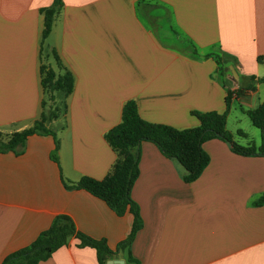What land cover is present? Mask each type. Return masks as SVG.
Returning <instances> with one entry per match:
<instances>
[{"label": "crops", "instance_id": "obj_1", "mask_svg": "<svg viewBox=\"0 0 264 264\" xmlns=\"http://www.w3.org/2000/svg\"><path fill=\"white\" fill-rule=\"evenodd\" d=\"M53 2L0 0V132H21L39 119L45 44L74 78L55 130L58 162L49 135L28 137L17 153L0 152V264L61 215L113 250L129 235L131 214L119 216L66 186L111 171L117 154L105 134L121 122L127 101L148 122L192 128L199 125L192 112H223L228 91L264 77V0H62L43 42L40 10ZM233 101L248 116L264 101V83ZM230 132L239 145L261 144V133L255 140L238 127ZM203 149L210 162L186 183L179 164L141 144L131 190L142 219L131 244L139 264H264V204H255L264 194V157L234 153L216 138ZM38 264L99 261L72 237Z\"/></svg>", "mask_w": 264, "mask_h": 264}, {"label": "trees", "instance_id": "obj_2", "mask_svg": "<svg viewBox=\"0 0 264 264\" xmlns=\"http://www.w3.org/2000/svg\"><path fill=\"white\" fill-rule=\"evenodd\" d=\"M61 7L62 0H54L51 6L40 10L44 16L43 42L49 36ZM53 57L59 72L51 66H41V87L43 94L45 92L49 94L51 100L59 101L57 107L47 117L41 110V119L36 120L30 129L10 135L0 132V152L17 153L25 146L28 137L35 134L49 135L55 140L52 158L58 162L59 142L55 129L50 128L48 124L65 118L66 100L73 92L74 78L70 71L63 68L56 52H53ZM249 80V84L245 87L234 92L228 91L225 111L192 112V115L199 120V125L192 128L177 129L165 124L148 122L141 117L135 101L130 100L125 103L121 122L105 134V139L117 154V160L111 171L102 180L83 177L77 183L66 185L69 189L85 190L101 199L119 216L127 213L133 216L129 235L114 250L108 246L106 240H97L83 234L70 217L61 215L56 217L50 228L30 246L9 254L1 264H38L50 258L72 237L80 241V246L94 248L99 264H107L109 260L115 258L123 259L125 264H139L138 260L131 255V244L142 227V219L138 205L131 197V190L139 176L141 144L153 143L165 157L179 164L182 168V178L186 183L197 180L209 164L210 157L203 149V144L210 139L216 138L226 142L234 153L264 157V101L256 109L247 112L252 124L260 130L261 144L259 146L239 145L227 129L232 100L254 90L257 83H264V77L261 79L251 77ZM45 105L46 101L43 98L41 109H44ZM255 204H264V194Z\"/></svg>", "mask_w": 264, "mask_h": 264}, {"label": "rangeland", "instance_id": "obj_3", "mask_svg": "<svg viewBox=\"0 0 264 264\" xmlns=\"http://www.w3.org/2000/svg\"><path fill=\"white\" fill-rule=\"evenodd\" d=\"M46 46L47 45L45 44L42 50L43 66L44 65L45 66L54 65L55 61L54 59H52L50 55H48V52H47L48 49ZM43 98L46 101V105L44 109H42V111L45 112V116L47 117L50 114V112L54 111L59 101L51 100L49 94H46L45 92L43 94ZM41 117L42 115L39 117V119H41ZM227 119H228V129L230 131L238 127L239 129H242L247 134L251 135L255 140L260 139V131L252 125L249 117L242 111L238 101L232 100L231 109H230ZM60 124H61V120H56V121L50 122L48 125L50 128L56 130L60 126Z\"/></svg>", "mask_w": 264, "mask_h": 264}, {"label": "water", "instance_id": "obj_4", "mask_svg": "<svg viewBox=\"0 0 264 264\" xmlns=\"http://www.w3.org/2000/svg\"><path fill=\"white\" fill-rule=\"evenodd\" d=\"M231 71H232L233 75L235 77H237V72L235 71V69L233 67L231 68ZM107 264H125V261L115 259V260H109Z\"/></svg>", "mask_w": 264, "mask_h": 264}]
</instances>
